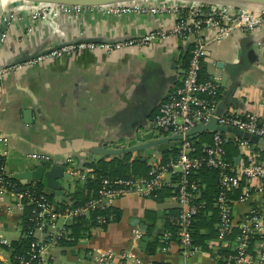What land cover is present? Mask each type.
<instances>
[{"label": "crops", "instance_id": "obj_1", "mask_svg": "<svg viewBox=\"0 0 264 264\" xmlns=\"http://www.w3.org/2000/svg\"><path fill=\"white\" fill-rule=\"evenodd\" d=\"M20 1L24 0H0V10ZM56 16L35 22L29 33L26 18L9 27L0 23V38L7 32L5 40H0V65L77 38L121 43L168 29L171 24L168 14L117 16L90 8L77 16ZM215 35L213 29L201 32L207 50L201 74L218 85L217 109L220 113L255 114L263 120L264 25L222 39ZM189 51V39L170 36L157 38L149 46L112 53L85 50L8 75L0 81V158L8 176L17 179L25 170L49 169L59 162L70 176L66 156H72L83 172L90 168L89 163L104 159L91 154L92 148L130 145L137 143L136 136L140 141L156 137L153 120L158 106L180 84ZM27 110L29 123L25 121ZM164 148L131 153L130 160L146 157L149 165L155 164ZM84 175L93 178L94 173ZM84 180L61 178L58 183L66 200L52 198L72 207L71 193ZM172 191H163L158 200L129 194L109 201L119 219L92 228L87 237L71 245L53 247L54 264H72L80 257L106 251L124 264H228L218 256V248L208 244L214 238L207 241L206 250L185 258L177 240L162 237L166 214L178 208ZM246 207L237 204L235 212L240 215ZM25 212L13 195L0 193V235L6 241L0 243V264H14L11 251L23 236Z\"/></svg>", "mask_w": 264, "mask_h": 264}, {"label": "built area", "instance_id": "obj_2", "mask_svg": "<svg viewBox=\"0 0 264 264\" xmlns=\"http://www.w3.org/2000/svg\"><path fill=\"white\" fill-rule=\"evenodd\" d=\"M90 9L117 16L129 13L151 17L168 14L171 24L168 29L151 31L142 38L121 43L68 41L65 45L52 49L55 46L53 45L41 50L40 55L30 60L8 66L0 65V81L31 65L85 50L112 53L125 47L149 46L157 38L172 36L189 39V61L182 80L159 104L153 120L157 136L185 133L197 125L206 124L214 117L220 126L241 130L264 141V118L261 120L255 114L239 115L229 111L216 115L218 85L215 80L200 78L207 57L206 43L202 40L201 32L213 29L216 39L228 37L233 32H252L264 25V9L171 0H137ZM83 10L85 8L79 6L20 1L16 2L13 8L0 10V23L9 27L12 22H22L26 18L25 28L29 33L37 21L46 22L51 17H57V13L73 16L75 12ZM6 37L5 31L0 40L3 41ZM228 140L234 141L237 148V154L232 158L227 157L223 146ZM175 148V158L166 163H162L160 158L151 165L146 175L102 178L96 197H91L83 205L76 207L62 206L63 204L55 201L49 193L38 191L32 184L35 182L23 183L18 179L13 180L8 176L4 162L0 161V193L13 195L19 207L29 209L30 214L26 223L30 227L28 237H31V242L27 252L16 257L17 264H54L50 250L57 247L58 241L68 235L69 224L78 218L89 217L92 210L106 209L108 202L116 198L129 194L152 197L163 186H173L172 192L179 208L175 220L182 255L187 258L199 253V248L192 243L191 227L193 216L204 208L205 204L198 201L202 185L193 180L192 175L197 174L203 167L217 170L221 187L213 200V206L218 211L215 226L218 235L208 244L218 248L217 251L227 249L228 254L224 258L228 264H264V144L250 143L248 139L227 131L223 134L212 133L211 142L201 144L200 148L189 138H183L181 144ZM73 161L72 156L64 158L71 177L84 180V173L93 172V168H85L82 172ZM237 204H247V210L238 215L235 212ZM232 234L233 238L228 240L227 237ZM162 237L170 240L171 234L164 231ZM72 264L124 263L116 260L111 251H106L93 257H80Z\"/></svg>", "mask_w": 264, "mask_h": 264}, {"label": "trees", "instance_id": "obj_3", "mask_svg": "<svg viewBox=\"0 0 264 264\" xmlns=\"http://www.w3.org/2000/svg\"><path fill=\"white\" fill-rule=\"evenodd\" d=\"M189 61V54L186 55L185 65L186 68ZM200 78L206 80L200 74ZM194 144L196 147L200 148L201 144L209 143L212 140L211 132H204L198 134L194 139ZM227 157L232 158L237 154V148L234 141L228 140L223 144ZM177 154L176 148L162 150L161 162L166 163L169 159L175 158ZM131 155L125 154L121 157H105L104 159L89 163L90 168H93L94 176L93 178H87L82 182H78L79 185L75 191L71 193V200L73 201L72 207L83 205L91 197H96L97 191L100 188V180L102 178H127L131 175L142 176L146 175L150 168L152 167L146 161H141L139 159L130 160ZM0 161L2 159L0 158ZM193 180L199 182L202 185L200 192V197L198 201L204 202V208L193 216V222L191 227V237L192 243L194 246L198 247L200 251L207 249L206 245L209 239L217 238V229L216 223L218 221V211L213 206V200L221 190L219 176L217 170L203 167L200 171L192 175ZM14 180V179H13ZM175 180V179H174ZM174 182V181H173ZM35 188L38 191H44V187L41 183L35 182ZM171 186H163L159 191L155 192V195L152 196L154 199H159L162 196V192L165 190H173ZM170 188V189H168ZM174 194V192H172ZM51 196V195H50ZM62 206L68 207L66 204ZM179 208L173 209L168 212L165 216L166 228L165 231H168L171 234L170 240H178L177 231L178 226L176 224L175 218L178 216ZM30 216L29 209H26V212L23 217L22 224V238L15 244L12 248V259L14 264H17L16 257L22 254H25L29 249L31 242V237H28L29 225L26 223L27 218ZM120 217L119 212L116 209H113L111 206H107L104 210L95 209L89 213V217H81L76 219V221L69 226H67L68 235L58 241V246L71 245L73 241H78L81 238L87 237L90 230L95 227H104L111 221H116ZM234 234L229 235L228 240L232 239ZM72 238V239H71ZM71 239L70 242H67ZM179 242V240H178ZM228 254L227 249H221L218 251V256L221 259L226 257ZM225 259V258H224ZM225 263V262H224Z\"/></svg>", "mask_w": 264, "mask_h": 264}, {"label": "water", "instance_id": "obj_4", "mask_svg": "<svg viewBox=\"0 0 264 264\" xmlns=\"http://www.w3.org/2000/svg\"><path fill=\"white\" fill-rule=\"evenodd\" d=\"M29 2H35L37 1L41 3H49V4H62L67 6H81V7H98V6H112L118 3H125V2H131V1H137V0H24ZM171 1H182V2H191V3H198V4H216V5H226V6H233V7H253V8H261L264 9V0H171ZM73 43L76 42H94V43H116L118 40H100L98 38H77ZM66 42H62L59 44H56L52 49L59 48L63 45H65ZM42 52L36 51L33 52L30 55H24L19 59L11 60L10 62H7L6 65H11L15 63H21L27 60H30L32 58L37 57ZM30 112L27 110L25 112V121L27 123L30 122L29 117ZM220 110L217 109L216 115H220ZM231 131L237 136L248 139L250 143L253 144H264V141L261 139H258L255 136H252L246 132H243L238 129H228L223 126H220L217 124L216 118L212 117L206 124H200L195 126L194 128L189 129L185 133H177V134H161L159 136H156L154 138H150L144 141H140L138 138L139 136L134 137V141H137V143H133L130 145H120V144H114L112 147H104L103 145H99L95 148H92L89 152L91 154H94L96 156H100L101 158L105 157H116L119 155H125V154H131L136 153L139 151L147 152H153L155 149L161 146H165L166 149H173L176 146L181 144V141L183 138H189L194 139L198 134L204 133V132H219L223 134L224 132ZM141 138H144V136H140ZM139 160L144 161L146 160L145 157L139 158ZM62 163V162H61ZM61 163H56L53 166H51L49 169H46L42 166H38L37 168L33 170H25L23 173L18 175L16 177L18 180H21L23 183L27 182H39L43 185L44 191L49 193L50 195L56 196L59 198V200H66L65 197L61 196L63 191L60 188V185L58 183V180L61 178L64 179H70V176L64 173L63 166ZM69 177V178H68ZM54 200L57 201L54 197Z\"/></svg>", "mask_w": 264, "mask_h": 264}, {"label": "rangeland", "instance_id": "obj_5", "mask_svg": "<svg viewBox=\"0 0 264 264\" xmlns=\"http://www.w3.org/2000/svg\"><path fill=\"white\" fill-rule=\"evenodd\" d=\"M42 4H49V3H42ZM52 5H59V4H52ZM39 6V5H38ZM79 7H81V6H79ZM97 7V6H96ZM100 6H98L97 8H99ZM82 8H90V7H82ZM84 11V10H83ZM83 11H80V12H78V13H76L75 12V15L74 14H72L73 12H71V14L73 15V16H77L78 14H80V13H82ZM61 14V13H60ZM146 158V157H145ZM3 242H6L5 240H4V238L2 237V243ZM188 258V257H187ZM140 264V263H139Z\"/></svg>", "mask_w": 264, "mask_h": 264}, {"label": "bare ground", "instance_id": "obj_6", "mask_svg": "<svg viewBox=\"0 0 264 264\" xmlns=\"http://www.w3.org/2000/svg\"><path fill=\"white\" fill-rule=\"evenodd\" d=\"M94 1V0H93Z\"/></svg>", "mask_w": 264, "mask_h": 264}]
</instances>
